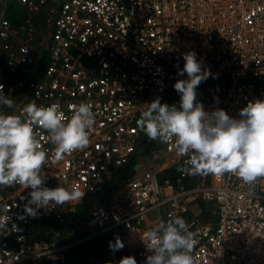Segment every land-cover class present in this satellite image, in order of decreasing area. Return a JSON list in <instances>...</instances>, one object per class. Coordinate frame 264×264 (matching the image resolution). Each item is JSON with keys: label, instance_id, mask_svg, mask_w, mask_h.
Returning a JSON list of instances; mask_svg holds the SVG:
<instances>
[{"label": "built area", "instance_id": "built-area-1", "mask_svg": "<svg viewBox=\"0 0 264 264\" xmlns=\"http://www.w3.org/2000/svg\"><path fill=\"white\" fill-rule=\"evenodd\" d=\"M0 3V84L15 104L0 111L19 113L35 101L60 104L70 116V105L85 102L96 120L89 147L60 160L48 134L35 129L48 153L45 186L85 195L33 218L24 212L30 189L0 187V224L8 220L0 264H65L71 250L114 229L123 250L144 263V233L173 215L195 235L196 264H264V178L183 175L171 144L149 140L136 125L155 98L179 108L173 85L187 79L177 70L189 51L212 74L196 89L206 111L239 118L247 102L264 99V0ZM10 4L27 9L21 23L8 16ZM43 8L46 32L36 18Z\"/></svg>", "mask_w": 264, "mask_h": 264}, {"label": "clouds", "instance_id": "clouds-1", "mask_svg": "<svg viewBox=\"0 0 264 264\" xmlns=\"http://www.w3.org/2000/svg\"><path fill=\"white\" fill-rule=\"evenodd\" d=\"M184 65L173 87L179 94V108L161 103L159 98L146 103L136 120L137 129L149 140L171 144L178 158L177 171L186 176L234 175L245 184L264 178V99H254L239 110L233 118L224 109L206 111L197 100L196 89L212 74L203 69L196 53L183 55ZM0 84V109H14L12 99L3 92ZM67 116L61 105L53 103L38 106L35 101L25 104L19 113L0 111V187L30 189L24 212L33 218L39 210L74 203L79 204L85 195L77 187L54 188L45 186L42 170L48 161L35 129L45 131L57 160L66 154L83 151L90 145L89 129L95 125L92 106L81 102L69 106ZM9 211V210H8ZM0 224V229L7 226ZM189 224L178 215L158 223L147 230L142 242L150 253L144 264H196L194 249L197 244ZM113 253L124 244L119 236L109 241ZM118 264H137L129 255Z\"/></svg>", "mask_w": 264, "mask_h": 264}, {"label": "rangeland", "instance_id": "rangeland-1", "mask_svg": "<svg viewBox=\"0 0 264 264\" xmlns=\"http://www.w3.org/2000/svg\"><path fill=\"white\" fill-rule=\"evenodd\" d=\"M2 7V4L0 3V9ZM37 22L39 24V28L41 31L46 32L48 30L49 26V19L50 15L49 13H43L40 12L36 16ZM19 19V18H17ZM19 21V20H18ZM142 167L139 170L138 173H141ZM86 204L88 206L93 205V202L89 200ZM86 207H83L82 210H84ZM81 210V212H82ZM80 212V211H79ZM109 241L115 242L114 240H111L110 238H107L105 242H101V244L95 245L91 244L87 248H75L72 251H70L68 255V259L65 264H114V253L110 251L109 249ZM137 264H144L143 262H140L136 259Z\"/></svg>", "mask_w": 264, "mask_h": 264}, {"label": "trees", "instance_id": "trees-1", "mask_svg": "<svg viewBox=\"0 0 264 264\" xmlns=\"http://www.w3.org/2000/svg\"><path fill=\"white\" fill-rule=\"evenodd\" d=\"M11 10V9H10ZM15 16H17V14H14ZM45 63L42 62V65H44ZM82 208H80V212H81ZM83 211V210H82ZM120 234H121V230L120 229H114L113 231L111 232H108V233H105L103 235H99V236H96L82 244H80L77 248H87L88 246H90L91 244H95V245H98V244H101V242H105V240L107 238H110L111 240H114L115 237L119 236L120 237ZM72 251V250H71ZM70 253V252H69ZM132 254L126 252V251H121V250H118L114 253V264H118V261L120 260L121 257L123 256H129Z\"/></svg>", "mask_w": 264, "mask_h": 264}, {"label": "crops", "instance_id": "crops-1", "mask_svg": "<svg viewBox=\"0 0 264 264\" xmlns=\"http://www.w3.org/2000/svg\"><path fill=\"white\" fill-rule=\"evenodd\" d=\"M11 9V10H10ZM43 12L45 13V9L43 8V10L39 11L38 13ZM27 13V9H25L23 6L21 5H12L10 4L8 6V10H7V14L10 17L11 21L13 23L19 24L24 20V15ZM14 14H17V16H15ZM19 18V19H17ZM19 20V21H18ZM121 239V238H120ZM121 251H124L123 248L120 249Z\"/></svg>", "mask_w": 264, "mask_h": 264}]
</instances>
